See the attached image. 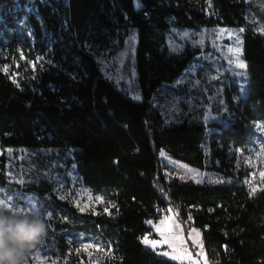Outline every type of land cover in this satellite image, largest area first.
<instances>
[{
    "label": "trees",
    "instance_id": "obj_1",
    "mask_svg": "<svg viewBox=\"0 0 264 264\" xmlns=\"http://www.w3.org/2000/svg\"><path fill=\"white\" fill-rule=\"evenodd\" d=\"M210 2L211 16L207 0H35L42 24L24 10L28 0H0V189L38 198L48 226L39 244L55 264H89L81 234L101 242V264H177L143 242L154 236L149 222H158L165 208L176 209L183 224L192 217L210 264H264V191L251 195L239 180L169 178L161 163L165 152L198 170L223 173L230 148L248 144V124L264 122V37L249 28L243 39L248 91L234 121L166 125L155 104L161 87L201 54L190 46L179 53L165 48L169 18L183 28L248 26L244 0ZM24 15L32 38L19 32ZM131 29L140 101L108 81L97 62ZM37 56L42 67L34 72ZM208 134L210 161L202 149ZM59 154L101 195L95 208L80 211L60 198Z\"/></svg>",
    "mask_w": 264,
    "mask_h": 264
},
{
    "label": "rangeland",
    "instance_id": "obj_2",
    "mask_svg": "<svg viewBox=\"0 0 264 264\" xmlns=\"http://www.w3.org/2000/svg\"><path fill=\"white\" fill-rule=\"evenodd\" d=\"M39 1L46 2V0ZM244 1L247 27L183 28L175 25L174 18H169L170 27L166 34L165 48L171 53H179L190 46L199 49L201 54L176 81L163 85L155 97V104L160 109L166 125L183 119L198 120L206 125L213 122L228 125L234 121L236 114L234 108L238 107L248 91L246 68L237 66L238 60L244 63L243 39L246 28L264 37V0ZM32 3L34 4L35 0H28L24 10L27 14H34L43 24L42 14ZM136 3L138 5V0ZM206 4V14L213 15L210 0H207ZM28 17L29 15H24L18 22L19 32L32 38L33 27ZM3 41L7 42V39ZM135 49L136 32L131 29L123 44L115 40L104 56L97 57V62L108 81L131 99L140 101L142 97L137 83ZM3 55V49L0 47V59L4 57ZM42 59L37 56L36 61L30 63L34 72L42 67ZM19 76L20 73L14 71L12 78L15 82H19ZM248 130L250 133L248 144L242 148H230L223 173L198 170L173 159L165 152L161 153V163L169 178L196 183L203 181L231 183L239 180L251 195H256L264 191V122H250ZM208 132L210 134V129ZM209 134L202 145L208 161L211 157ZM213 162L214 165H219L217 159ZM55 164L56 184L61 199H69L80 211L93 209L102 202L101 195H94L82 183L75 165L68 162L67 156L59 154ZM253 189H255L254 193ZM0 199L25 211L36 209L43 212L42 204L34 195L17 198L3 188L0 189ZM32 205L35 207L33 208ZM149 225L153 228L154 236L145 237L143 242L162 257L177 264H210L201 232L188 224H183L176 209L169 208L168 213L158 222L151 221ZM152 241L156 242L155 246ZM79 248L87 254L89 264L102 263L103 247L99 240L81 234ZM55 261L48 248L42 243H38L28 257V264H53Z\"/></svg>",
    "mask_w": 264,
    "mask_h": 264
},
{
    "label": "clouds",
    "instance_id": "obj_3",
    "mask_svg": "<svg viewBox=\"0 0 264 264\" xmlns=\"http://www.w3.org/2000/svg\"><path fill=\"white\" fill-rule=\"evenodd\" d=\"M47 227L39 210L25 211L0 199V264H28Z\"/></svg>",
    "mask_w": 264,
    "mask_h": 264
},
{
    "label": "built area",
    "instance_id": "obj_4",
    "mask_svg": "<svg viewBox=\"0 0 264 264\" xmlns=\"http://www.w3.org/2000/svg\"><path fill=\"white\" fill-rule=\"evenodd\" d=\"M164 174H165V176H167V177H169L168 176V173L166 172V171H164ZM180 207V206H179ZM199 207H198V205L197 206H195V209H198ZM158 208H156V210H157ZM181 211V207L179 208V212ZM168 213V208H165L163 211H162V216H165V214H167ZM192 217H189L188 219H186V223L189 225V226H191L192 227ZM143 241H144V239H143Z\"/></svg>",
    "mask_w": 264,
    "mask_h": 264
},
{
    "label": "snow or ice",
    "instance_id": "obj_5",
    "mask_svg": "<svg viewBox=\"0 0 264 264\" xmlns=\"http://www.w3.org/2000/svg\"><path fill=\"white\" fill-rule=\"evenodd\" d=\"M242 31V30H241ZM237 66L238 67H240V68H244V67H246V65L242 62V61H237ZM5 71H6V69H4ZM20 182H22V181H20ZM255 192V189H253V193ZM32 207L34 208L35 207V205H32ZM49 216L51 215L50 213L48 214ZM146 242H148L147 240H146ZM152 244H153V246H155V244H156V242L155 241H152L151 242ZM53 264H55V262H53Z\"/></svg>",
    "mask_w": 264,
    "mask_h": 264
},
{
    "label": "crops",
    "instance_id": "obj_6",
    "mask_svg": "<svg viewBox=\"0 0 264 264\" xmlns=\"http://www.w3.org/2000/svg\"><path fill=\"white\" fill-rule=\"evenodd\" d=\"M208 262H209V260H208Z\"/></svg>",
    "mask_w": 264,
    "mask_h": 264
}]
</instances>
